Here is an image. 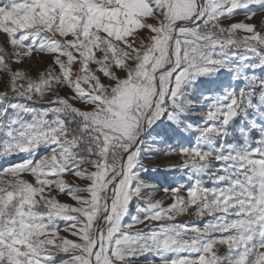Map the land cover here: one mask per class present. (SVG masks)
<instances>
[{
	"label": "rangeland",
	"instance_id": "obj_1",
	"mask_svg": "<svg viewBox=\"0 0 264 264\" xmlns=\"http://www.w3.org/2000/svg\"><path fill=\"white\" fill-rule=\"evenodd\" d=\"M0 264H264V0H0Z\"/></svg>",
	"mask_w": 264,
	"mask_h": 264
},
{
	"label": "trees",
	"instance_id": "obj_2",
	"mask_svg": "<svg viewBox=\"0 0 264 264\" xmlns=\"http://www.w3.org/2000/svg\"><path fill=\"white\" fill-rule=\"evenodd\" d=\"M197 26H200L199 22L194 23V28L197 29ZM201 27L199 29H197L198 31L201 32ZM64 122L66 123V129L70 132H75V133H80L81 132V121L80 119L76 118L75 116L69 117V116H65L64 117ZM70 125H71V129H70ZM82 143L84 145V147L81 150L80 156L85 157V158H92L95 156L96 154V149L98 148L96 141H95V137L90 134L89 131H87L85 137L82 139ZM113 156V155H112ZM109 162L113 163L114 162V158L113 160L111 158H108Z\"/></svg>",
	"mask_w": 264,
	"mask_h": 264
},
{
	"label": "built area",
	"instance_id": "obj_3",
	"mask_svg": "<svg viewBox=\"0 0 264 264\" xmlns=\"http://www.w3.org/2000/svg\"><path fill=\"white\" fill-rule=\"evenodd\" d=\"M204 30V29H203ZM207 30H209L208 28H207ZM83 136H85V135H83ZM80 139H81V137H80Z\"/></svg>",
	"mask_w": 264,
	"mask_h": 264
}]
</instances>
